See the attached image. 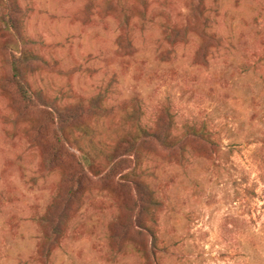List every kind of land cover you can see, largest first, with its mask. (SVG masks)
Wrapping results in <instances>:
<instances>
[{"label":"rangeland","instance_id":"374dc122","mask_svg":"<svg viewBox=\"0 0 264 264\" xmlns=\"http://www.w3.org/2000/svg\"><path fill=\"white\" fill-rule=\"evenodd\" d=\"M185 2L17 0L23 39L16 45L40 57L24 77L34 101L45 98L56 109L100 98L102 113L87 121L100 144L92 156L98 157V147L110 152L123 132L152 130L164 110L173 136H183L186 127L202 135L184 137L172 154L151 140L138 149L119 143L126 158L121 172H109L110 166L87 172L85 203L68 209L75 212L46 264H142L130 240L112 241L108 225L125 216L114 204L111 183L136 177L160 201L155 222L144 216L157 231L152 253L158 264H264V0H205L207 29L221 42L204 58H196L193 35L174 46L164 40L167 26L188 11ZM2 9L0 264H39L40 219L61 173L56 150L42 157L30 139L42 128L36 143L45 135L56 146V121H47L42 106L19 100L2 57L6 45H15ZM119 33L127 38L118 42ZM64 159L69 171L71 158Z\"/></svg>","mask_w":264,"mask_h":264},{"label":"trees","instance_id":"16d2710c","mask_svg":"<svg viewBox=\"0 0 264 264\" xmlns=\"http://www.w3.org/2000/svg\"><path fill=\"white\" fill-rule=\"evenodd\" d=\"M185 4L188 11L179 22L173 23L171 27L170 25L167 26L168 31L163 32L164 40L169 45L174 46L177 43L187 42L189 37L193 35L198 43L196 58H204L209 53V48L212 45L220 44V37L207 29L209 18L205 14L207 8L205 0H186ZM0 8H3L1 10L3 22L15 42V45H6L2 57L9 66V78L19 100L22 101L25 107L42 106L40 110L46 114L47 121L50 120V116L52 123L54 120L56 121V146L50 147L48 138L45 135L40 142L36 143L42 128L37 129L36 140L33 137L30 139L33 146L35 144L37 147L39 146L42 157H51L54 150H56L55 155L58 154L60 160L57 165L58 171L61 173L58 190L49 203L45 214L40 219L44 234L37 246V253L34 255L35 261L39 264H46L51 254L49 252L58 244L67 228L70 214L75 212V209L71 212H68V209H71L74 203L77 204L76 209L79 208V205L82 206L85 203L84 191L90 183V181L84 182L87 172L98 174L100 171L106 170L108 166H110L109 172H121V163L126 158L122 152L118 153L119 143L124 141L130 143L134 149H138V147L144 148V145L147 144L146 141L151 140L161 148L168 150V154H172L171 152L181 146L180 142L184 137H197L200 139L197 134L201 137L202 135L194 127H186L183 136H173L171 130L172 120L168 112L164 110L157 113L152 130H144L138 127V130L131 129L129 132H123L122 135L116 138L114 147L110 152L106 153L104 149L98 147L96 153L98 157L92 156L93 152L91 150L100 144L93 138L97 131L95 132V129L93 131V125L88 124L87 121L91 116L102 113L103 109H99L98 106L100 105V98H92L88 104L84 102L61 104L56 109H52L45 98L39 100V102L34 101L30 87L24 81V77L31 70V63L34 60H40V57L33 51L21 49L16 45L23 39L21 31L22 13L17 0H0ZM124 37L127 38L126 34L119 33L118 42L123 41ZM14 111L19 112L18 107H14ZM130 118L133 120L136 118V111H133ZM136 121L132 122L135 123ZM43 127L47 128L46 125H43ZM88 145L92 146L90 151L85 149V146L88 147ZM67 147H74L77 153L69 152L70 154H66ZM64 154L71 158L73 163L69 165L71 167L69 171ZM101 155L107 160L106 166L101 163L103 160L100 157ZM122 176L126 177L124 174L120 175V177ZM110 188L115 197V206L125 214L123 219L115 217L110 220L108 224L110 238H112V241L120 240L121 244L130 240L136 246V250L140 252L142 264H158L156 254L152 253L158 239L157 231H154L144 221L148 216L150 222H155L153 212L160 205V201H158L149 183L140 177H136L128 183L116 180L111 183ZM144 216L146 217L144 218ZM117 225L120 229L116 231ZM130 227L135 230L133 235H129L128 230Z\"/></svg>","mask_w":264,"mask_h":264}]
</instances>
